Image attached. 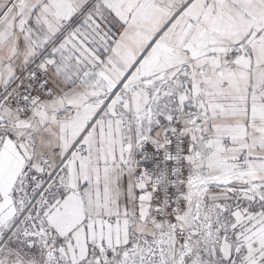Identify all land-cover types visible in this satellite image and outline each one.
Masks as SVG:
<instances>
[{
  "label": "snow or ice",
  "instance_id": "obj_1",
  "mask_svg": "<svg viewBox=\"0 0 264 264\" xmlns=\"http://www.w3.org/2000/svg\"><path fill=\"white\" fill-rule=\"evenodd\" d=\"M0 264H264V0H0Z\"/></svg>",
  "mask_w": 264,
  "mask_h": 264
}]
</instances>
